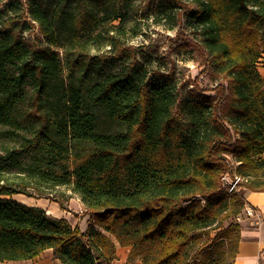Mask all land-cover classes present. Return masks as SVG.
I'll return each mask as SVG.
<instances>
[{"label":"trees","instance_id":"obj_1","mask_svg":"<svg viewBox=\"0 0 264 264\" xmlns=\"http://www.w3.org/2000/svg\"><path fill=\"white\" fill-rule=\"evenodd\" d=\"M27 2L45 47L15 38L11 4L0 10V264L47 250L112 264L118 246L143 264H235L245 194L264 192V0L161 2L160 23L201 58L214 95L122 57L108 70L78 59L66 82L58 49L83 59L84 40L100 22L121 28L129 2ZM99 110L122 130L103 131ZM225 173L244 180L236 191ZM62 188L85 205L86 232L13 198Z\"/></svg>","mask_w":264,"mask_h":264},{"label":"rangeland","instance_id":"obj_2","mask_svg":"<svg viewBox=\"0 0 264 264\" xmlns=\"http://www.w3.org/2000/svg\"><path fill=\"white\" fill-rule=\"evenodd\" d=\"M27 1L0 0V10L6 9V6L11 4V7L6 10L5 21L15 38L27 41L33 48L45 47L46 42L40 33L38 23L31 18L28 12ZM47 1L54 2L55 0ZM163 1L168 0H128L129 13L127 12L125 24L118 28L120 21L100 22L90 37L84 40L85 45L80 49L84 51L83 59L77 57V51L66 52L63 49H58L62 65V78L66 82L70 80V66L78 59L91 61L96 68L108 70L113 68L114 63L120 61L119 59L122 57V62L126 65L139 61L146 63L150 69L172 73L179 86H182V92L195 89L194 85L202 90L213 89L216 81L204 72L201 58L196 53L182 50L179 47L182 43L181 36L175 29H169V25L165 22L160 23L161 16L157 10ZM258 70L264 77L261 63ZM84 75L85 79L91 78L89 72ZM207 93L214 95L212 91ZM51 99L54 97L51 96ZM38 103L34 95L32 105ZM98 115L99 126L103 131L118 132L122 130V127L107 118L103 110H99ZM2 148L3 145L0 142V152ZM13 198L29 206L46 209L53 217L59 216L61 212L65 213L64 215L70 219L74 227L78 226L81 231L85 229L86 223H89L85 205L78 195L72 194L66 188L44 193L30 192V196L16 194ZM240 215H243V211ZM245 219L243 216L241 222L238 219L236 221L242 225L245 223ZM28 261L1 264H36Z\"/></svg>","mask_w":264,"mask_h":264},{"label":"crops","instance_id":"obj_3","mask_svg":"<svg viewBox=\"0 0 264 264\" xmlns=\"http://www.w3.org/2000/svg\"><path fill=\"white\" fill-rule=\"evenodd\" d=\"M246 205L258 210L261 222L256 224L253 219H245L242 227V239L239 245V251L235 259V264H264V192L247 191L245 194ZM46 210V209H45ZM47 211V210H46ZM49 214V212L47 211ZM60 213L56 218H64L70 222V219ZM71 223V222H70ZM72 226H74L71 223ZM88 224L86 223V232ZM50 252V253H47ZM131 247L118 246L116 259L112 264H143L140 260L129 261ZM31 263L38 264H61L59 260H54L52 251L47 250L37 258L29 260Z\"/></svg>","mask_w":264,"mask_h":264},{"label":"built area","instance_id":"obj_4","mask_svg":"<svg viewBox=\"0 0 264 264\" xmlns=\"http://www.w3.org/2000/svg\"><path fill=\"white\" fill-rule=\"evenodd\" d=\"M243 181H241V179L239 178L238 175L234 174L233 176L230 175V173H225L223 176H222V183H223V186L226 188V190L228 192H234L237 190V186L242 183ZM244 216V218H251L253 219V221L256 223V224H259L261 222V219H260V216L258 214V210L251 207V206H248V205H245L244 207V210H243V215H239L237 217L238 221L241 222L242 221V217Z\"/></svg>","mask_w":264,"mask_h":264},{"label":"bare ground","instance_id":"obj_5","mask_svg":"<svg viewBox=\"0 0 264 264\" xmlns=\"http://www.w3.org/2000/svg\"><path fill=\"white\" fill-rule=\"evenodd\" d=\"M239 178L241 179V181H244V180L242 179V177L239 176Z\"/></svg>","mask_w":264,"mask_h":264}]
</instances>
